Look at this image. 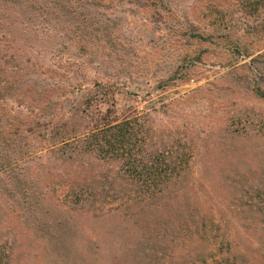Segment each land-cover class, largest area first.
<instances>
[{
  "label": "rangeland",
  "instance_id": "1",
  "mask_svg": "<svg viewBox=\"0 0 264 264\" xmlns=\"http://www.w3.org/2000/svg\"><path fill=\"white\" fill-rule=\"evenodd\" d=\"M0 253L264 264V7L0 0Z\"/></svg>",
  "mask_w": 264,
  "mask_h": 264
},
{
  "label": "trees",
  "instance_id": "2",
  "mask_svg": "<svg viewBox=\"0 0 264 264\" xmlns=\"http://www.w3.org/2000/svg\"><path fill=\"white\" fill-rule=\"evenodd\" d=\"M235 1L239 10L246 14L254 15L261 8L264 7V0H235ZM130 126H131L130 122L122 121L114 125H110L104 128V130H102L101 132L102 138H100L101 143L102 145L104 146L106 145V147H108L109 152H111L112 155H116V154L119 155V154H123L125 151H128L127 148H129L130 141L131 142L134 141L132 139H128L129 130L131 128ZM96 141L97 140L94 137L90 140L92 144H94ZM29 160H33V159L30 158ZM1 261L2 258L0 253V264H2ZM86 262L82 261L81 264H86ZM77 264L79 263L77 262Z\"/></svg>",
  "mask_w": 264,
  "mask_h": 264
}]
</instances>
